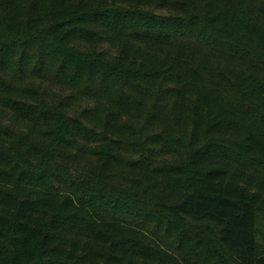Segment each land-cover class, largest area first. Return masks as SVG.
<instances>
[{
  "label": "trees",
  "instance_id": "16d2710c",
  "mask_svg": "<svg viewBox=\"0 0 264 264\" xmlns=\"http://www.w3.org/2000/svg\"><path fill=\"white\" fill-rule=\"evenodd\" d=\"M0 264H264V0H0Z\"/></svg>",
  "mask_w": 264,
  "mask_h": 264
}]
</instances>
